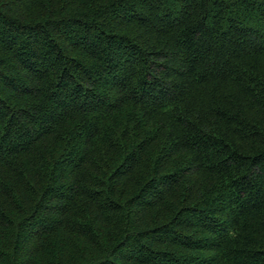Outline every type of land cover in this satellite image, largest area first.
Instances as JSON below:
<instances>
[{
    "label": "trees",
    "instance_id": "trees-1",
    "mask_svg": "<svg viewBox=\"0 0 264 264\" xmlns=\"http://www.w3.org/2000/svg\"><path fill=\"white\" fill-rule=\"evenodd\" d=\"M0 264H264V0H0Z\"/></svg>",
    "mask_w": 264,
    "mask_h": 264
}]
</instances>
